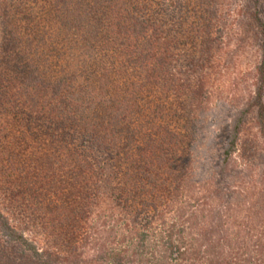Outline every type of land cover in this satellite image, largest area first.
Here are the masks:
<instances>
[{
	"label": "trees",
	"instance_id": "obj_1",
	"mask_svg": "<svg viewBox=\"0 0 264 264\" xmlns=\"http://www.w3.org/2000/svg\"><path fill=\"white\" fill-rule=\"evenodd\" d=\"M1 1L0 174L41 224L0 211V264H264V210L236 182L189 183L198 92L168 84L179 1ZM249 2L261 58L225 175L250 108L264 140V0Z\"/></svg>",
	"mask_w": 264,
	"mask_h": 264
},
{
	"label": "rangeland",
	"instance_id": "obj_2",
	"mask_svg": "<svg viewBox=\"0 0 264 264\" xmlns=\"http://www.w3.org/2000/svg\"><path fill=\"white\" fill-rule=\"evenodd\" d=\"M171 1H179L185 21L179 35L171 31L174 37L168 34V84L181 85L180 92L187 97L198 92L191 109L198 121L189 183L207 175L221 186L225 181L236 182L240 192L255 202V208L264 210V140L255 124L254 108L247 113L229 172L221 174L219 167L230 119L252 96L255 68L261 58L259 29L250 17L252 4L249 0H169L170 9ZM175 18L169 26H176ZM150 32L153 33L151 28L145 31ZM3 42L0 30V63L4 59ZM176 97L173 100L182 98L184 106L189 104L184 101L186 96ZM3 178L0 174V211L24 228L27 224L19 220L26 219L28 209L5 192L7 183ZM27 216L32 220L30 225L37 229L39 219L33 214Z\"/></svg>",
	"mask_w": 264,
	"mask_h": 264
}]
</instances>
